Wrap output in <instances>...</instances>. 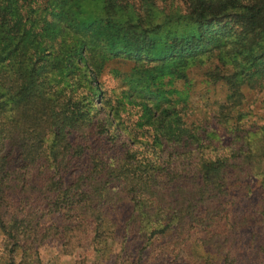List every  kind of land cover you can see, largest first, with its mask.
<instances>
[{"label": "trees", "instance_id": "obj_1", "mask_svg": "<svg viewBox=\"0 0 264 264\" xmlns=\"http://www.w3.org/2000/svg\"><path fill=\"white\" fill-rule=\"evenodd\" d=\"M48 18L78 32L49 70ZM86 33L107 35L95 45ZM108 61L131 64L113 70L125 87L115 106L99 81ZM207 65L226 88L214 115L231 134L224 150L186 126L187 102L161 100ZM261 80L264 0H0V264H42L46 240L110 264H239L246 253L243 264H264V126L243 108V87ZM126 105L142 112L145 140L120 127ZM53 216L60 224L45 225Z\"/></svg>", "mask_w": 264, "mask_h": 264}, {"label": "rangeland", "instance_id": "obj_2", "mask_svg": "<svg viewBox=\"0 0 264 264\" xmlns=\"http://www.w3.org/2000/svg\"><path fill=\"white\" fill-rule=\"evenodd\" d=\"M130 2L138 4L139 0H130ZM47 26V37H44L43 40L47 45L44 43L43 45L48 47L44 52H42L41 55L42 65L45 67V69L49 70V65L52 63V61H54L52 60V58L56 56L55 52L57 51V49L60 50V47L63 45V43L70 38L78 36V32L69 28H65L62 24L56 25L50 18L47 19ZM106 27L107 26H105V28ZM215 28H219V26H215ZM109 33L110 32H108L107 34ZM107 34L102 35L101 38H97L96 40L93 39L91 33H86L85 36L88 40H94L95 45H100V43L105 42V35ZM105 68L103 69L101 77L99 79L102 85V89L105 91L103 100L107 99L109 101L108 105L115 106L117 101L120 99L121 92H123L125 87H123L124 85L119 83V81L114 77L113 70L117 69L122 73H126L131 71V64L127 65L121 62L116 63V61H108L107 67ZM212 68L213 65H207L204 67L202 66L201 68L196 67L191 69V71L188 72V82L186 84L183 82L177 83L175 85L176 93H170L172 88L165 87L166 91H163V98L161 100H165L168 104L167 100H169V98L174 95V100L178 99L182 100L180 102H187L185 105H181L180 107L181 112L185 116L186 126H189L197 131L199 128L200 130L206 129L207 134L212 133L214 135H217L218 139L220 140L219 144L222 148L220 149L224 150L230 147L232 144L230 136L231 134L226 129H223V126L218 125V123L214 119V115L215 111L217 112V107H219V105L224 102L226 88L220 82H214L212 80L209 74L210 71L207 72ZM259 83H261V85H259L258 89L255 90L243 87V92L245 95L243 108L245 111L250 110L251 114H256L257 118L260 117L258 123L264 126V81L261 80ZM77 87H80L84 93L91 90L89 84H80L78 86L77 83L74 88ZM89 97L90 98L88 101L92 102L93 97ZM137 97L140 98L138 103L141 102V99H143V95H141V97ZM94 103H96L97 105L103 104L104 106H106L102 101L100 103V99H95ZM110 111L111 108L109 112ZM140 115H142V112L138 108L126 105L124 109L120 111L119 122L123 124L120 125V127L122 128L126 136H130L129 132L131 131V133L136 137V134H138V139L145 140L147 136L140 137V131L135 126ZM249 140L248 142L246 141V146L247 148L249 147L251 150H254L255 153V149L259 146V143L254 138H251ZM239 141L243 145V141ZM219 144L218 142L216 143L217 146ZM202 151L210 152L211 155H213L214 152V150H211V148H203ZM254 168L263 169L264 164H256ZM257 185V182H255L252 186L254 190L257 189ZM253 199L258 200L259 198L258 196H256ZM45 221V225H48L50 223L60 224V218L58 216L48 217L45 219ZM252 232L255 233V230L252 229ZM39 252L42 264H73L80 259H86L88 262L94 264H110L111 262H102L99 255L90 249L78 250L71 256L63 255L61 252V245L56 240L44 241L39 247ZM262 255L264 258V251H262L261 256ZM243 262H250L247 253L240 255L239 264H243Z\"/></svg>", "mask_w": 264, "mask_h": 264}]
</instances>
